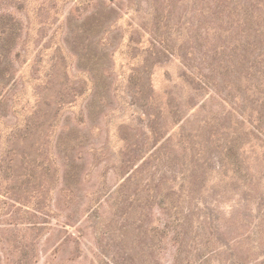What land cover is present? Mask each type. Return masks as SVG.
Masks as SVG:
<instances>
[{
    "label": "rangeland",
    "instance_id": "1",
    "mask_svg": "<svg viewBox=\"0 0 264 264\" xmlns=\"http://www.w3.org/2000/svg\"><path fill=\"white\" fill-rule=\"evenodd\" d=\"M253 1V19L230 0L7 9L31 30L0 41V264H104L124 246L150 264L161 203L197 232L183 264H264V0ZM111 8L105 38H89L84 19ZM72 130L89 175L70 205L57 172ZM161 253L173 263L172 247Z\"/></svg>",
    "mask_w": 264,
    "mask_h": 264
},
{
    "label": "trees",
    "instance_id": "2",
    "mask_svg": "<svg viewBox=\"0 0 264 264\" xmlns=\"http://www.w3.org/2000/svg\"><path fill=\"white\" fill-rule=\"evenodd\" d=\"M62 2L63 0H40V11L43 12L46 11L49 15L53 8H56L57 4ZM218 0H215V2ZM6 3L7 7L3 8L1 6L0 10V41H3L8 45V48L11 47V44L15 42V39L17 38V35L21 34L23 31H25V34H29V31L31 30L30 23L27 22L26 28L23 29L24 24L22 22V19L18 17L15 13L9 12L7 10L9 7L15 8L16 12L22 13L26 18L29 17L28 13L24 12L25 6L28 4V0H1V4ZM49 3V5H48ZM230 5H232V8L235 11L238 12H244L246 15L250 17V19L254 18V15L256 13L254 7L256 4L253 0H230ZM107 12L110 13V15H107ZM115 13L114 8H111L110 11H107V9H99L93 11L86 19L83 21V25L87 26V33L89 35V38L94 39L98 38L99 42L102 41V39L105 38V34L107 31V25L111 22H113V14ZM44 21H48V18H44ZM43 23L45 24V22ZM115 22V21H114ZM89 26V27H88ZM45 28V25L42 27ZM84 32V30H82ZM105 35V36H103ZM7 56L10 55V53H6ZM16 61V60H14ZM41 60L35 61V64ZM135 77H133L130 81V83H134ZM69 103V102H67ZM147 114L151 115L148 110L145 111ZM178 113V112H175ZM151 129L152 128L151 126ZM75 130L69 131L68 133H63L60 135L59 138V144L58 148L65 146L64 150L67 151L62 157L64 160L60 165L58 169V185L61 188L60 196H67L68 204L71 205L72 201L77 199L78 194L80 193V183L87 178L89 174L85 172L84 175H82V171L84 169V160L82 156H79V154H74V147L72 142L67 144V140L74 134ZM156 131V130H155ZM70 140V139H69ZM61 150V154L62 151ZM60 151V150H59ZM131 161L128 160V162ZM32 173L33 177H35L37 170L44 164L38 162V160L35 158V160L32 161ZM133 165V163H128V165ZM124 172H128L131 169V166H125ZM132 171V170H130ZM125 175V174H124ZM134 175V170L132 173H130L127 177H123V182L121 184L122 188H127L128 184H130L132 177ZM85 176V177H84ZM162 180V179H161ZM103 187H101L99 190H102ZM69 193V194H68ZM97 193V192H94ZM107 199L109 198L110 192L107 193ZM69 198V199H68ZM157 198V196H155ZM101 205L103 202L100 203ZM100 205V206H101ZM38 207V206H37ZM91 209L87 208L86 212ZM35 212L37 214H45V211H43V208L38 207L35 208ZM188 213V212H187ZM192 212H190L191 215ZM184 214L186 215L185 209L181 208L180 206H163V204H160V208L157 211V214H155L156 218L158 216V219H160V222H153L151 225H148V227H152L151 233L152 235V244L150 245L151 255L153 259H151L150 264H168L161 258V251L167 248V246L172 247L174 258L172 264H183L185 262V258L190 256V253H188L191 242L194 236H197V232L193 233V222H182V218L184 217ZM90 216V214H89ZM188 216V215H187ZM70 217V216H69ZM29 222H33L30 220ZM37 222V221H34ZM67 222H70L69 220ZM143 223V222H142ZM203 222H201L202 224ZM68 224H64V226H67ZM144 225H141L140 227H144ZM131 226L129 225V222H122L121 223V231L122 234H124L125 231H128ZM76 239V242L79 246V239L78 235L74 237ZM124 242V238L123 241ZM65 243V240H62L59 244L60 248ZM59 248V249H60ZM79 250V247L76 249ZM124 252L127 254V258L121 259L111 257L107 258L108 263L105 262L104 264H137L136 258L134 257V250L128 249V246H124L123 248ZM187 253V254H186ZM133 256V257H132ZM79 257L78 255L74 254L72 259ZM210 255H206L205 259L208 260ZM93 263V262H92ZM91 263V264H92ZM147 264V262H143ZM141 263V264H143Z\"/></svg>",
    "mask_w": 264,
    "mask_h": 264
}]
</instances>
